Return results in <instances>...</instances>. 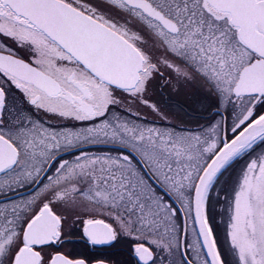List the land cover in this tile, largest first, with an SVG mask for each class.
I'll list each match as a JSON object with an SVG mask.
<instances>
[{
	"label": "snow or ice",
	"instance_id": "obj_1",
	"mask_svg": "<svg viewBox=\"0 0 264 264\" xmlns=\"http://www.w3.org/2000/svg\"><path fill=\"white\" fill-rule=\"evenodd\" d=\"M0 264H264V0H0Z\"/></svg>",
	"mask_w": 264,
	"mask_h": 264
}]
</instances>
